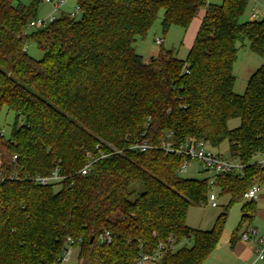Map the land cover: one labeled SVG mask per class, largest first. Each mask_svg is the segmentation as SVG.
Here are the masks:
<instances>
[{
	"label": "trees",
	"instance_id": "trees-1",
	"mask_svg": "<svg viewBox=\"0 0 264 264\" xmlns=\"http://www.w3.org/2000/svg\"><path fill=\"white\" fill-rule=\"evenodd\" d=\"M42 2L0 0V113L6 107L16 120L11 139L0 141V160L20 176L0 181V264H56L68 239L79 247L78 264H137L157 253L156 264H204L231 206L255 180L264 183L252 164L264 153V63L243 95L234 93L233 73L238 43L264 58V18L241 23L251 0H77L80 19L67 13L29 29ZM203 8L187 60L165 49L147 62L137 54V39L161 11L167 33L188 30ZM30 42L43 52L39 61L27 53ZM192 138L212 147L228 141L245 165L243 176L216 178L230 203L207 231L190 228L187 215L207 203L208 179L183 178L175 154L131 150ZM88 155L95 161L82 175ZM55 171L57 184L34 179ZM256 206L243 205L241 225ZM106 232L112 240L101 244Z\"/></svg>",
	"mask_w": 264,
	"mask_h": 264
},
{
	"label": "rangeland",
	"instance_id": "rangeland-1",
	"mask_svg": "<svg viewBox=\"0 0 264 264\" xmlns=\"http://www.w3.org/2000/svg\"><path fill=\"white\" fill-rule=\"evenodd\" d=\"M34 1L35 0H16V4L29 6L34 3ZM221 1L222 0H208V3L217 6L221 4ZM248 6L249 8L247 9L246 14L240 19L241 23H245L248 20L250 21L251 14L253 12H262L264 10V0H251ZM76 8V0H67V3L58 11L54 10L53 5L43 1L37 8V19H44L52 14H55L56 17H60L64 13H75ZM205 12L206 8H203L199 12L198 16L194 19L192 22L193 24L188 28V30H184L178 26H173L167 33H164L161 24L164 11H161L154 27L148 33L147 37L143 39H137V54L141 55L147 62L149 59H151V57L157 56L160 50L165 49L173 51L179 59L187 60L189 56V50L196 40L195 37L197 35V22L198 20L202 21V17L204 16ZM81 17L82 15L77 13V18L80 19ZM160 39L163 40V44L157 45V42ZM26 45L27 53L32 59L39 61L43 57V52L38 49L36 44L30 42ZM237 48L239 54L236 62L234 63L233 71L234 77L236 78L234 93L243 95L248 85L250 76L262 66L264 63V58L254 54L250 50L248 43H245L244 45L238 43ZM15 121V113L13 111L10 112L6 107L3 108L0 113V130L5 141H9L11 139V132ZM20 122L23 124L24 120L21 119ZM239 124L240 120L236 119L230 121L228 126L233 130L237 129ZM211 151L220 154L225 158L231 157L228 141L223 142L219 147L211 148ZM181 176L189 180H207L208 178V175L201 171L200 163L197 161L191 162L188 169L181 173ZM261 187L264 188V183L261 184ZM215 194L217 195L216 202L219 205L218 207H213L211 202H207L202 205L192 206L189 209L187 215V225L190 228H201V230L206 231L210 230L218 218L217 216L224 212L225 207L230 203V196H220V193L217 190L215 191ZM256 200L257 206L255 219L252 221H244L242 225V207L245 203H248V201L243 200V202H240V204H234L231 206L230 210L228 211V219L220 244L218 245V249L205 261L206 264H230L231 262L228 260L227 255L231 249L229 241H231L233 236L240 238L241 234L248 226L255 229L257 228L260 235L264 233V191L262 194H260V198H257ZM257 241L258 238L254 240L255 243H257ZM72 253L73 256L69 264H78L80 253L79 247L74 249ZM150 264L156 263L152 262ZM238 264H245V262H240ZM257 264H264V261L257 262Z\"/></svg>",
	"mask_w": 264,
	"mask_h": 264
},
{
	"label": "built area",
	"instance_id": "built-area-1",
	"mask_svg": "<svg viewBox=\"0 0 264 264\" xmlns=\"http://www.w3.org/2000/svg\"><path fill=\"white\" fill-rule=\"evenodd\" d=\"M46 3H49L54 6V10L58 11L60 10L66 3L67 0H43ZM77 3V0H76ZM77 13H80L79 7L77 6L75 13H69L72 17L77 18ZM81 14V13H80ZM58 17L55 16V14H52L44 19L38 18L37 20H33L29 23L28 27L29 29H42L49 24L53 23L54 20H56ZM262 18H264V10L262 12L255 11L251 14L250 21H261ZM163 44V40H158L157 45ZM4 138L2 136V132L0 130V141ZM160 149L162 151H165L167 153L175 154L177 157L180 156L183 158V162L181 164V167L179 169V173L181 174L185 170L188 169L189 165L193 161H197L200 163V169L203 173L208 175V187H209V194L207 197V202H211V205L213 207H218L217 195L215 194V191H219L218 187L215 185V180L218 176H224V175H244V168L245 165L236 157L231 156L230 158H225L224 156H221L220 154H217L213 151H211V148H213L208 142H205L203 140L192 138V140H189L185 144H181L176 146L173 144L170 140H163L158 147L153 146L150 143L147 142H137L133 144L131 147V150H138L140 152H148L152 149ZM1 155V152H0ZM17 159V155L13 156V160ZM93 158L88 155V163L85 165V167L80 171L82 175H87L89 171L91 170L93 164H94ZM256 167H258L261 170H264V153H257L253 158V163ZM20 179V176L17 172L14 173H8L7 168H5V165H3V162L0 160V181L1 182H14L18 181ZM32 179V178H29ZM36 182L44 185L49 184H57L63 180V177L59 174V171L53 172L51 175L46 177H36L34 178ZM262 192V187L259 181H254L253 186L244 194V199L248 202H255L258 198L259 194ZM258 238V241L256 243L255 247V263L260 261H264V233L260 235L259 230L257 228H252L248 226L246 230L242 233L241 239L244 242H253ZM111 236L106 232L105 234L100 235L99 241L101 244H107L111 242ZM75 241L72 239H68V244L66 249L64 250V254L62 255L61 259L58 260L56 264H69L71 262L72 256H73V250L77 249L75 248ZM162 247H160L161 249ZM161 254L157 253L152 256L142 254L140 258L137 260V264H150V263H157L161 259Z\"/></svg>",
	"mask_w": 264,
	"mask_h": 264
},
{
	"label": "crops",
	"instance_id": "crops-1",
	"mask_svg": "<svg viewBox=\"0 0 264 264\" xmlns=\"http://www.w3.org/2000/svg\"><path fill=\"white\" fill-rule=\"evenodd\" d=\"M65 14V13H64ZM203 18V17H202ZM249 21V20H248ZM198 25H197V33L200 29L201 26V20H198ZM194 44V43H193ZM192 44V45H193ZM192 47V46H191ZM264 191V188H262V192L260 194H262ZM260 194L258 196V198H260ZM257 201V200H256ZM257 204V203H256ZM256 214V213H255ZM256 216V215H255ZM255 219V218H254ZM253 219V220H254ZM193 229V228H192ZM201 229V228H199ZM242 235V234H241ZM229 245L231 246L230 251L227 253L228 255V260L231 262L230 264H238V263H242L245 262V264H253L255 263V247H256V243L253 242H244L241 237L238 238L236 236H234L231 241H229ZM218 249V248H217ZM217 249L215 251H217ZM214 251V252H215ZM213 252V253H214ZM212 253V254H213ZM212 256V255H211ZM206 264V262L204 263Z\"/></svg>",
	"mask_w": 264,
	"mask_h": 264
}]
</instances>
